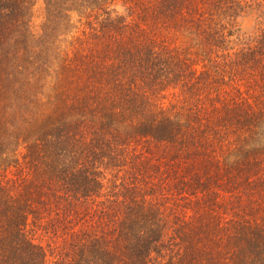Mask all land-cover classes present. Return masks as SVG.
<instances>
[{"label":"trees","instance_id":"obj_1","mask_svg":"<svg viewBox=\"0 0 264 264\" xmlns=\"http://www.w3.org/2000/svg\"><path fill=\"white\" fill-rule=\"evenodd\" d=\"M0 264H264V0H0Z\"/></svg>","mask_w":264,"mask_h":264},{"label":"rangeland","instance_id":"obj_2","mask_svg":"<svg viewBox=\"0 0 264 264\" xmlns=\"http://www.w3.org/2000/svg\"><path fill=\"white\" fill-rule=\"evenodd\" d=\"M45 8L43 2H38L34 8L33 19H32V28L35 34L40 32L41 25L44 21ZM252 20H247L245 23V28L250 29L252 27Z\"/></svg>","mask_w":264,"mask_h":264}]
</instances>
